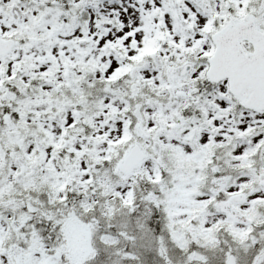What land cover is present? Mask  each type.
Wrapping results in <instances>:
<instances>
[{
    "label": "snow or ice",
    "instance_id": "obj_1",
    "mask_svg": "<svg viewBox=\"0 0 264 264\" xmlns=\"http://www.w3.org/2000/svg\"><path fill=\"white\" fill-rule=\"evenodd\" d=\"M0 264H264V0H0Z\"/></svg>",
    "mask_w": 264,
    "mask_h": 264
}]
</instances>
